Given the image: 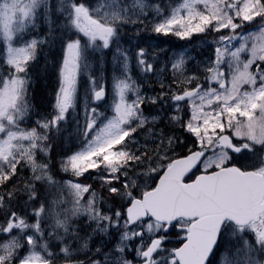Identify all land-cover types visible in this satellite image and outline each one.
Returning a JSON list of instances; mask_svg holds the SVG:
<instances>
[{"label":"snow or ice","instance_id":"6c2138e0","mask_svg":"<svg viewBox=\"0 0 264 264\" xmlns=\"http://www.w3.org/2000/svg\"><path fill=\"white\" fill-rule=\"evenodd\" d=\"M0 264H264V0H0Z\"/></svg>","mask_w":264,"mask_h":264}]
</instances>
